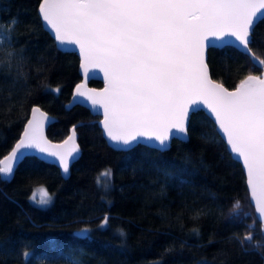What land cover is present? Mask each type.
I'll return each mask as SVG.
<instances>
[{
	"label": "trees",
	"instance_id": "1",
	"mask_svg": "<svg viewBox=\"0 0 264 264\" xmlns=\"http://www.w3.org/2000/svg\"><path fill=\"white\" fill-rule=\"evenodd\" d=\"M40 0H0V27L15 18L11 66L0 65V159L7 155L34 106L56 118L47 137L63 141L75 127L81 153L67 179L51 163L26 157L14 177H0V264H264L263 227L255 222L241 165L231 159L205 113L188 124V138L170 149L107 146L88 108L68 106L81 79L78 56L59 51L42 27ZM264 58V21L253 34ZM209 76L228 90L260 75L233 47L210 48ZM100 87V81H90ZM59 89V91H54ZM82 125V126H81ZM111 169L112 180L97 177ZM45 189L51 202L38 203ZM34 197V199H33ZM241 203L239 217L232 205ZM244 213H248L245 217ZM109 217L107 225L100 224ZM91 231L78 236L82 228ZM123 230L124 236L118 230ZM251 235V242H244ZM30 255L26 258L24 253Z\"/></svg>",
	"mask_w": 264,
	"mask_h": 264
},
{
	"label": "snow or ice",
	"instance_id": "2",
	"mask_svg": "<svg viewBox=\"0 0 264 264\" xmlns=\"http://www.w3.org/2000/svg\"><path fill=\"white\" fill-rule=\"evenodd\" d=\"M38 11L42 27L54 35L60 50L79 49L86 78L93 68L104 73L102 92L77 84L73 99L103 108L100 124L111 144L128 148L143 137L164 149L170 137L186 140L191 116L206 108L214 129L246 170L258 214L249 232L255 222H264V78L248 75L229 91L209 78L205 51L235 45L254 70L264 67V58L252 49L255 28L264 21V0H40ZM17 23L13 18L7 30L0 27V65L11 66L15 57L8 49L13 48L11 33ZM31 111L19 140L0 159L2 178L12 176L34 154L55 158L65 174L78 158L76 126L62 144H51L44 136L45 113L38 107ZM101 177L107 187L111 169L100 173L98 185ZM39 191L40 199L34 202L48 205L51 196L43 188ZM240 209L237 200L232 215L239 217ZM108 219L103 218L101 228ZM90 231L85 227L77 235ZM251 239L245 235L242 245ZM66 264L82 262L69 258Z\"/></svg>",
	"mask_w": 264,
	"mask_h": 264
},
{
	"label": "water",
	"instance_id": "3",
	"mask_svg": "<svg viewBox=\"0 0 264 264\" xmlns=\"http://www.w3.org/2000/svg\"><path fill=\"white\" fill-rule=\"evenodd\" d=\"M39 9V8H38ZM38 15H39V11H38ZM41 20V19H40ZM41 24H42V21H41ZM44 29L47 31V33L50 35V36H52L53 37V40H54V35L53 34H51L50 33V31L47 29V28H45L44 27ZM209 39L211 40L212 39V37L211 36H209ZM54 42H55V40H54ZM55 45L57 46V44H56V42H55ZM58 47V46H57ZM225 47H233V48H236L237 49V51L239 52V53H241L242 54V52L240 51V49H238L235 45H225ZM71 48H72V50L71 51H67V52H69V53H71V54H73V53H75L79 58H78V60H79V64H78V66H79V69H78V72H79V75H80V77H81V79L82 80H80L78 83H76L75 84V87H74V91H75V88H76V85L77 84H84L85 85V87H86V89H89V90H95L96 92H102L103 91V89L106 87V80H105V77H104V73L102 72V71H100L98 68H93V69H91V71H90V76L88 77V78H86L85 76H84V72H83V70L81 69V67H80V64H81V58H80V54H79V49L78 48H76L75 46H71ZM210 48H215V49H220V47H207L206 48V53L208 52V50L210 49ZM59 51H63V50H60V49H58ZM64 52H66V51H64ZM206 63H207V60H206ZM207 69H208V67H207ZM210 74V72H209V70H208V75ZM248 76V75H247ZM258 76H261L262 78H264V70L260 73V75H258ZM209 78H210V76H209ZM244 78H246V76L244 77ZM243 78V79H244ZM210 79H212V78H210ZM95 80H97V81H100L101 82V86L100 87H91V85L89 84V82L90 81H95ZM213 80V79H212ZM214 82H217V81H215V80H213ZM218 83V82H217ZM238 84L239 83H237V85L232 89V90H229V91H234L235 90V88L238 86ZM223 86V85H222ZM224 87V86H223ZM226 88V87H225ZM74 91H72V94H71V101L69 102V104H68V106H71V107H73V106H75V104H78V105H81L83 108H88L89 109V111L94 115V116H99V120H98V122H97V124H98V126H99V128H101L102 129V131H101V133H102V136H103V138L106 140V144H107V146L108 147H110V148H112V149H115V151H120V150H122V151H129L133 146H136V145H145L146 147H148V148H155V149H157V151H159V152H162L163 150H167V149H170V144H171V141H172V139H176V140H178L179 142H183V141H186V140H181V139H177V138H172V137H170V140L168 141V144H167V147L166 148H164V149H161L159 146H158V143L156 142V141H153V140H148V139H146V138H143V137H141V138H139V141L138 142H134L130 147H128V148H124V147H122V146H120V145H113V144H111L108 140H107V137L104 135V133H103V127H102V125L100 124V121H102L103 119H104V115H103V108H100L99 106H97L96 108H92V106H91V104H90V102H88V101H84L83 100V98H78L80 101H82V102H77V101H75L74 99H73V94H74ZM34 107H38L39 109H40V107L39 106H34ZM202 108H203V106H201ZM41 110V109H40ZM43 113H45V115H46V117H47V119L44 121V136H45V138L51 143V144H62L67 138H68V136H70V135H72L73 134V129H74V127L73 128H71L70 130H71V132H69V134L66 136V138L63 140V141H56V142H54V141H52L51 139H49L48 137H47V127L50 125V124H53V123H55V121H56V118H54V117H52L51 116V114H49V113H47V111H45V110H41ZM200 112H203V113H205L206 114V116L208 117V119L212 122V123H214V118H210V113H208V110L206 109V108H203V110L202 111H200ZM32 118V112H31V114H29V117H28V119L26 120L27 122H28V120H30ZM27 122H26V124H27ZM26 124H24V127H25V125ZM23 130H24V128H23ZM173 131H175V129H173ZM215 131L217 132V130L215 129ZM23 132V131H22ZM77 132H76V130H75V134H76ZM21 136V135H20ZM20 136H19V138H20ZM219 137H220V139H221V141L224 143V144H226V141H223L222 140V133H220L219 134ZM19 138L17 139V141L19 140ZM187 138H188V136H187ZM16 143V142H15ZM76 143H77V145H78V140H77V134H76ZM14 147V146H13ZM78 147H79V145H78ZM225 148H226V150L228 151V153L229 154H231L230 153V151L228 150V146H227V144H226V146H225ZM10 152V151H9ZM8 152V153H9ZM7 153V154H8ZM80 153H81V150L79 151V154H78V157H79V155H80ZM35 155V157H36V155H40V159L42 160V162H44V163H51V164H54L53 166H55L56 168H58L59 169V171H60V173L62 174L61 176L64 178V179H67L68 178V176H69V174H71V172H70V167H71V165L72 164H74V163H76L77 162V160H78V158L77 159H75V160H72L71 162H70V164H69V171H68V173H64L63 172V170L59 167V163H58V161L57 160H55V158H52V157H47V158H45L44 156H43V154H34ZM231 159L233 160V161H235V162H237L238 164H240L241 165V170H242V173L244 174V182H245V185H246V192H247V195H249V202H250V205H252L253 206V210H254V213H255V202L254 201H251V194H250V191L248 190V187H247V173H246V170L244 169V166H243V162L242 161H240V160H238V159H236L232 154H231ZM16 169V168H15ZM14 173H15V171H14ZM14 177V174L12 175V176H10V177H8V178H1L2 180H10L11 178H13ZM258 214L257 213H255V216H257ZM259 224H260V226H262L263 227V232H264V222H258ZM79 232V231H78ZM77 231H76V234L78 233ZM78 236H80V235H78ZM82 237V236H81Z\"/></svg>",
	"mask_w": 264,
	"mask_h": 264
},
{
	"label": "rangeland",
	"instance_id": "4",
	"mask_svg": "<svg viewBox=\"0 0 264 264\" xmlns=\"http://www.w3.org/2000/svg\"><path fill=\"white\" fill-rule=\"evenodd\" d=\"M36 195H37V197L39 196V198H40V191L39 190L36 192Z\"/></svg>",
	"mask_w": 264,
	"mask_h": 264
}]
</instances>
